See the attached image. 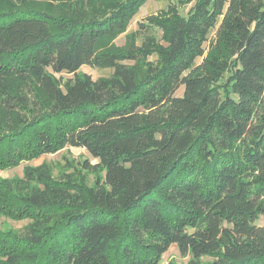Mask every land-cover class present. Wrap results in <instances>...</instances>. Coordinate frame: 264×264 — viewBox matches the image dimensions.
Segmentation results:
<instances>
[{"label": "trees", "instance_id": "16d2710c", "mask_svg": "<svg viewBox=\"0 0 264 264\" xmlns=\"http://www.w3.org/2000/svg\"><path fill=\"white\" fill-rule=\"evenodd\" d=\"M145 1L0 5V169L71 147L104 172L0 180V213L30 220L0 231V264H162L171 245L188 264H264V0H200L165 47L136 31L116 48Z\"/></svg>", "mask_w": 264, "mask_h": 264}, {"label": "rangeland", "instance_id": "374dc122", "mask_svg": "<svg viewBox=\"0 0 264 264\" xmlns=\"http://www.w3.org/2000/svg\"><path fill=\"white\" fill-rule=\"evenodd\" d=\"M200 0H146L137 10L128 25L126 32L117 37L113 44L116 48H123L126 41V36L132 32H139V37L136 44L139 46L147 39L154 47H165L167 40L168 23L175 16L187 17L190 10L198 5ZM11 0H0V5H5L10 10ZM150 19V20H149ZM0 19V23L4 22ZM165 24V25H163ZM167 26V28H166ZM199 62V60H197ZM112 74V69H96L88 66L81 67L76 76L89 75L92 80L100 78H108ZM53 78L60 82L61 85L73 79L72 74L60 73L52 74ZM232 70H225L220 77L217 78L215 84L219 88H224L230 82ZM62 88V87H61ZM182 89L176 92V96H181ZM94 165L97 160L93 159L89 154L80 148L65 147L52 155H45L39 158L22 160L16 166L7 169H0V180H16L23 176L26 168L45 167L53 178L64 177L73 179L76 185H81L85 188L93 187L97 180L101 181L104 172L96 171L89 173L83 168L84 163ZM99 170V169H98ZM30 223V220H14L10 217L0 213V231L19 232ZM259 225L264 226L262 221ZM190 259L188 257L180 256L175 245H171L167 252L161 256L162 264H188ZM200 264H212L211 257H202L199 260Z\"/></svg>", "mask_w": 264, "mask_h": 264}]
</instances>
